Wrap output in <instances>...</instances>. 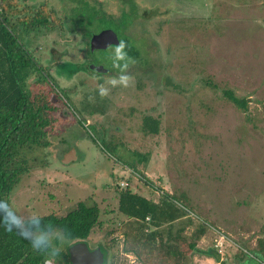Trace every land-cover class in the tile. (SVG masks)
Returning a JSON list of instances; mask_svg holds the SVG:
<instances>
[{"label": "rangeland", "instance_id": "1", "mask_svg": "<svg viewBox=\"0 0 264 264\" xmlns=\"http://www.w3.org/2000/svg\"><path fill=\"white\" fill-rule=\"evenodd\" d=\"M44 3L59 23L25 27L23 18ZM133 3L132 15L129 0H16L18 33L58 88L29 81L33 94L56 107L54 128L51 145L29 153L31 170L9 200L25 218L64 216L79 201L98 205L86 241L103 248L106 264H258L264 261L258 253L264 248V0ZM107 28L140 40L148 60L122 76L108 73L119 66L111 57L117 47L91 45ZM225 90L247 98L248 106L236 105ZM148 115L160 121L156 134L145 131ZM126 189L186 210L167 225L172 236L186 225L184 236L163 244L169 257L135 242L136 229L118 209ZM199 225L206 234L179 258ZM56 243L59 251L47 264H62L60 253L70 244ZM212 248L219 261L207 254Z\"/></svg>", "mask_w": 264, "mask_h": 264}, {"label": "trees", "instance_id": "2", "mask_svg": "<svg viewBox=\"0 0 264 264\" xmlns=\"http://www.w3.org/2000/svg\"><path fill=\"white\" fill-rule=\"evenodd\" d=\"M1 2L0 198L9 199L22 175L31 170L29 153L35 148L49 147L51 145L49 134L54 128L56 107L48 103L47 98L42 93L36 91L33 94L29 87V81L34 82L38 88L47 85L54 91L58 87L45 71V68L29 52L18 33L19 19L12 20L13 12L18 14L19 11L16 0H1ZM129 2L133 15L136 8L133 0H129ZM57 17L56 10L49 8L44 3L34 15H30L28 19L23 18L21 22L25 27L53 29L56 23H59ZM126 21L133 23L134 18H127ZM119 39L120 43L115 45L117 51L111 57L114 60H119L120 63L117 67L113 66L115 68H109L108 73L115 72V74L122 76L126 69L136 67L137 62H146L148 58L145 56L140 40H133L127 35L122 38L119 37ZM224 94L239 107L246 108L248 106L247 98H240L231 90H225ZM144 128L146 132L156 134L160 129V121L152 116H145ZM118 209L131 220L130 227L132 230L136 229V234L134 233L135 242L137 241L141 247H148V251L150 253L155 252L156 255L165 254L169 257L168 250L162 251L164 250L163 244L168 243L171 238H181L186 228V225L180 226L172 236V226L167 225H171L177 219L185 216L186 210L169 200L156 202L126 189L120 192ZM99 214L98 205L79 201L64 216H57L54 213L42 215L41 224L44 227L52 226L56 229L65 230L69 234V240H86L98 222ZM190 224H192V220L189 218L187 227ZM150 226H153L154 229H150ZM146 229H149V232H146ZM206 231L204 225H199L193 233L194 239L188 243V249L186 251L181 249L178 257L183 259L196 249L199 240L206 234ZM165 236L166 240L164 239ZM215 251L212 248L207 254L218 260L219 254ZM258 251V253L264 254L263 247L259 248ZM132 252L138 258L141 257L137 248ZM49 253L33 250L30 243L14 230H6L0 226V264H44ZM67 259H69L68 256Z\"/></svg>", "mask_w": 264, "mask_h": 264}, {"label": "clouds", "instance_id": "3", "mask_svg": "<svg viewBox=\"0 0 264 264\" xmlns=\"http://www.w3.org/2000/svg\"><path fill=\"white\" fill-rule=\"evenodd\" d=\"M121 81H124V77H121ZM42 220L43 217L39 213H32L25 218L9 199L0 198V226L6 230H14L30 243L33 250L55 254L59 251L56 242L67 243L69 234L63 229L42 226ZM247 254L249 257L254 256L253 253ZM258 264H264V261H258Z\"/></svg>", "mask_w": 264, "mask_h": 264}, {"label": "water", "instance_id": "4", "mask_svg": "<svg viewBox=\"0 0 264 264\" xmlns=\"http://www.w3.org/2000/svg\"><path fill=\"white\" fill-rule=\"evenodd\" d=\"M120 39L115 30L107 28L91 37L92 48L107 49L112 45H118ZM71 261L73 264H103L104 254L101 248L91 251L86 241L76 243L71 248Z\"/></svg>", "mask_w": 264, "mask_h": 264}, {"label": "flooded vegetation", "instance_id": "5", "mask_svg": "<svg viewBox=\"0 0 264 264\" xmlns=\"http://www.w3.org/2000/svg\"><path fill=\"white\" fill-rule=\"evenodd\" d=\"M109 48V47H108ZM87 240V239H86ZM86 240H78V239H75V240H69V246L67 247V249L65 250V252L63 253V254H61L60 253V258L62 259V260H60V259H58L62 264H64V262H70L71 264H73L72 263V261H71V255L69 254V248L71 247V246H73V245H75L76 243H79V242H81V241H86ZM87 242V241H86ZM87 244H88V247H89V249L93 252V251H96L98 248H101V250L103 249L101 246H98V247H91L90 246V244L87 242ZM103 251V250H102ZM103 254H104V262H103V264H106L107 263V257L105 256L106 255V253H104L103 252ZM52 255H54V254H51V252L48 254V257H47V259L48 258H50ZM67 256L69 257V259H67ZM46 259V262L44 263V264H47V260ZM49 264V263H48Z\"/></svg>", "mask_w": 264, "mask_h": 264}, {"label": "crops", "instance_id": "6", "mask_svg": "<svg viewBox=\"0 0 264 264\" xmlns=\"http://www.w3.org/2000/svg\"><path fill=\"white\" fill-rule=\"evenodd\" d=\"M219 261V260H218Z\"/></svg>", "mask_w": 264, "mask_h": 264}]
</instances>
